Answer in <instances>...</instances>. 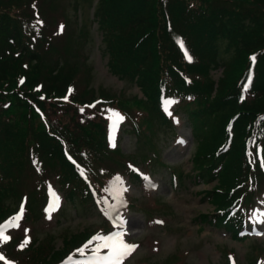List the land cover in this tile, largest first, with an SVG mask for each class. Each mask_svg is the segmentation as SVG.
Segmentation results:
<instances>
[{
    "label": "trees",
    "instance_id": "obj_1",
    "mask_svg": "<svg viewBox=\"0 0 264 264\" xmlns=\"http://www.w3.org/2000/svg\"><path fill=\"white\" fill-rule=\"evenodd\" d=\"M89 1L112 51L110 70L118 68L145 95L111 99L88 88L73 95L81 71L62 58L47 64L49 53L41 45L59 51L52 26L38 23L28 11L41 12L46 1L0 0V210L10 213V202L26 190L33 201L27 209L43 211L52 172L68 199L84 201L109 172L140 177L120 142L111 144L108 128L93 120L96 109L122 110L140 124L142 134L153 127L154 133L155 122L172 125L173 109L166 114L162 101L170 109L176 103L174 113L195 104L203 117L190 112L197 143L192 175L217 184L207 192L215 211L199 220L224 222L239 239L245 219L233 221L247 213L253 189L264 180V150L248 146L264 134V0ZM216 64L223 68L219 80L210 76ZM67 116L69 121H62ZM150 139L139 136L146 143ZM81 235L66 237L63 249L50 250L39 263L63 264L74 254L81 256L85 250L75 245ZM0 264L8 263L2 258Z\"/></svg>",
    "mask_w": 264,
    "mask_h": 264
},
{
    "label": "rangeland",
    "instance_id": "obj_2",
    "mask_svg": "<svg viewBox=\"0 0 264 264\" xmlns=\"http://www.w3.org/2000/svg\"><path fill=\"white\" fill-rule=\"evenodd\" d=\"M45 1L46 7L41 12L28 11L38 23L52 26L50 36L59 51L46 43L41 45L49 53L45 56L47 64L54 66L62 58L67 65H74L81 71L75 89L72 88L73 95L88 88L95 89L96 96L106 94L111 99L144 97L143 91L134 83L118 74V68H112L115 72L110 70L112 51L104 41L100 17L95 15L91 1ZM120 22L124 23V20ZM109 24L107 21L104 28L107 29ZM246 66L247 62L243 69ZM222 72L223 68L216 64L211 68L210 76L219 80ZM125 75L130 76L129 73ZM193 109L199 114L200 107L195 104L179 108L178 119L172 125L155 122L154 133L153 127L143 134L151 137L149 143L137 139L142 134L131 131L128 118L127 121L118 120L116 114L123 117L122 110L96 109L93 120L101 123L105 130L108 128L109 131L111 125L119 122L123 125L116 137L144 179L113 176L109 172L102 185H95L100 197L92 194L84 201L77 197L68 199L60 178L50 173L51 196L43 211L33 213L27 209L29 201H33L26 195V190L17 202H10V213L0 210V226H4V234L11 237L6 242L0 240V257L8 264H40L39 259L45 253L63 249L66 237L82 233L80 240L84 238L75 245L85 252L78 257L76 254L68 257L63 264H111L102 259L110 250L100 248L96 251L103 241L93 238L122 233L126 243L137 246L122 264H252L256 260L264 264V180L252 191L249 211L233 221L240 223L247 219L244 235L239 239L233 238L224 222L219 226L215 221L199 220L201 215L215 211L207 192L217 184L216 181L200 182L192 175V159L197 151L194 119H190ZM64 116L59 115L60 118ZM202 117L203 113L199 114V118ZM103 118L105 122H102ZM69 119L67 116L62 121ZM110 134V142L115 143L112 140L114 131ZM248 146L253 147L249 142ZM148 158H152V162L146 161ZM111 166L115 165L112 163ZM174 170L178 180L173 178ZM233 206H236L235 202ZM22 209V218L14 221ZM106 220L109 225L104 227ZM9 222L18 223L19 227L8 225ZM26 239L28 243L25 244Z\"/></svg>",
    "mask_w": 264,
    "mask_h": 264
},
{
    "label": "snow or ice",
    "instance_id": "obj_3",
    "mask_svg": "<svg viewBox=\"0 0 264 264\" xmlns=\"http://www.w3.org/2000/svg\"><path fill=\"white\" fill-rule=\"evenodd\" d=\"M42 23V22H41ZM63 29V26H61V30ZM188 59L190 60L191 57H188ZM118 120H122L123 117L119 116V114H116ZM58 199V198H57ZM47 211V210H46ZM23 215V209L21 210V213L17 214V216L14 218V221H18L22 218ZM49 218H51L49 216ZM157 223H161L160 221H157ZM11 226L13 227H19L18 223H11ZM123 234L122 233H118L115 234L113 236H105V237H94V240H101L103 241V243H101L100 245H98L96 251H99L100 248H108L109 254L104 256L102 259L110 261L111 264H122L123 259L128 256L129 254H131L132 251L135 250V248L137 247L136 245H131L126 243L123 239H122ZM11 237L10 236H6L4 234V226H0V240L3 241H8L10 240ZM28 243V240H25V244ZM23 247V245H22ZM78 251H83L78 250ZM3 257H0V259H2Z\"/></svg>",
    "mask_w": 264,
    "mask_h": 264
}]
</instances>
